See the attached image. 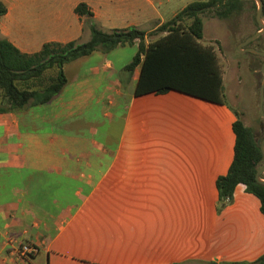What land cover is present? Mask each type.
Segmentation results:
<instances>
[{
  "label": "crops",
  "instance_id": "1",
  "mask_svg": "<svg viewBox=\"0 0 264 264\" xmlns=\"http://www.w3.org/2000/svg\"><path fill=\"white\" fill-rule=\"evenodd\" d=\"M1 1L0 36L28 53L48 41H87L75 12L82 2L105 31L147 32L189 3ZM137 49L70 61L50 100L0 112V264H222L264 254L257 196L238 184L219 209L235 107L177 90L135 95L140 65L124 66ZM24 242L37 251L19 254Z\"/></svg>",
  "mask_w": 264,
  "mask_h": 264
},
{
  "label": "trees",
  "instance_id": "2",
  "mask_svg": "<svg viewBox=\"0 0 264 264\" xmlns=\"http://www.w3.org/2000/svg\"><path fill=\"white\" fill-rule=\"evenodd\" d=\"M245 3L256 10L255 0H194L156 29L147 32L137 26L105 31L98 27L92 11L82 2L75 7V12L85 17L90 30L87 41H48L38 51L28 53L0 36V112L21 110L50 100L67 82L63 69L66 63L95 50L107 52L118 45L135 42H138V49L124 66L132 72L140 65L135 95L177 90L224 104L218 54L214 46L201 42L203 16L212 12L219 18L228 19L240 14ZM6 12L7 6L0 0V16ZM156 33L162 34L147 39ZM235 113L233 160L227 172L216 179L219 209L231 201L235 187L243 184L247 192L257 196L264 215V183L255 177L257 170L264 165V153L253 129L242 121L237 111ZM222 264H264V254L254 261H226Z\"/></svg>",
  "mask_w": 264,
  "mask_h": 264
},
{
  "label": "rangeland",
  "instance_id": "3",
  "mask_svg": "<svg viewBox=\"0 0 264 264\" xmlns=\"http://www.w3.org/2000/svg\"><path fill=\"white\" fill-rule=\"evenodd\" d=\"M257 7L256 2V10ZM256 10L245 3L240 14L228 19L219 18L212 12L206 13L203 16L204 34L201 42L214 46L218 54L223 77L224 100L235 107L242 121L253 129L256 139L261 141L264 137V128L261 129L263 117L259 109V88L263 79L261 65L264 56L252 53L246 47L252 43L251 46L259 47L264 51V31L250 43H241L261 28L256 22ZM262 20L264 22L263 15ZM161 34L149 35L148 40L155 39ZM111 137L114 138V132ZM112 146L114 147V143ZM263 174L264 171L260 176L262 177Z\"/></svg>",
  "mask_w": 264,
  "mask_h": 264
},
{
  "label": "water",
  "instance_id": "4",
  "mask_svg": "<svg viewBox=\"0 0 264 264\" xmlns=\"http://www.w3.org/2000/svg\"><path fill=\"white\" fill-rule=\"evenodd\" d=\"M255 1L258 3V7L256 10V20L260 24L261 28L256 30L254 33L248 36L245 40H243L241 42L242 44L250 43L264 31V22L262 20L263 0H255ZM246 49L252 53L264 56L263 50H259L252 46H248L246 47ZM261 71L263 74V79L261 81L260 88H259V109L263 117V122H261V129H263L264 128V61L262 62V65H261ZM257 143L259 144L261 151L264 153V137L261 139V141L257 140ZM263 171H264V165L257 170L256 175H255L256 180L261 183H264V178L260 176L261 172Z\"/></svg>",
  "mask_w": 264,
  "mask_h": 264
},
{
  "label": "built area",
  "instance_id": "5",
  "mask_svg": "<svg viewBox=\"0 0 264 264\" xmlns=\"http://www.w3.org/2000/svg\"><path fill=\"white\" fill-rule=\"evenodd\" d=\"M37 246L28 242H24L22 243L19 248V254L24 255V256H28V255H32L37 251Z\"/></svg>",
  "mask_w": 264,
  "mask_h": 264
}]
</instances>
